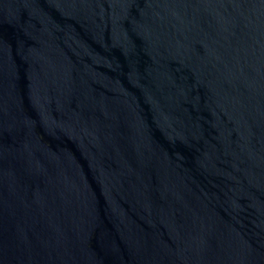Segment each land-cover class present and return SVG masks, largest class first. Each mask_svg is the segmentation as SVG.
<instances>
[{"label": "water", "instance_id": "water-1", "mask_svg": "<svg viewBox=\"0 0 264 264\" xmlns=\"http://www.w3.org/2000/svg\"><path fill=\"white\" fill-rule=\"evenodd\" d=\"M0 264H264V0H0Z\"/></svg>", "mask_w": 264, "mask_h": 264}]
</instances>
